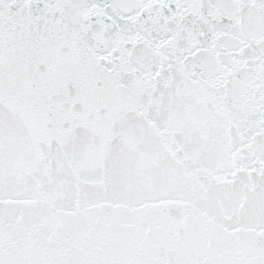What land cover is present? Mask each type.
<instances>
[{
    "label": "snow or ice",
    "instance_id": "1",
    "mask_svg": "<svg viewBox=\"0 0 264 264\" xmlns=\"http://www.w3.org/2000/svg\"><path fill=\"white\" fill-rule=\"evenodd\" d=\"M0 264H264V0H0Z\"/></svg>",
    "mask_w": 264,
    "mask_h": 264
}]
</instances>
